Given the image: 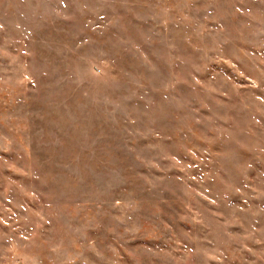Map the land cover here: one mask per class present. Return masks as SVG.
<instances>
[{"label": "rangeland", "instance_id": "obj_1", "mask_svg": "<svg viewBox=\"0 0 264 264\" xmlns=\"http://www.w3.org/2000/svg\"><path fill=\"white\" fill-rule=\"evenodd\" d=\"M0 264H264V0H0Z\"/></svg>", "mask_w": 264, "mask_h": 264}]
</instances>
